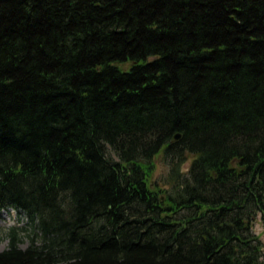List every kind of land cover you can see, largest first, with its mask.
<instances>
[{"label": "trees", "instance_id": "trees-1", "mask_svg": "<svg viewBox=\"0 0 264 264\" xmlns=\"http://www.w3.org/2000/svg\"><path fill=\"white\" fill-rule=\"evenodd\" d=\"M9 208L0 264H264V0H0Z\"/></svg>", "mask_w": 264, "mask_h": 264}, {"label": "rangeland", "instance_id": "rangeland-1", "mask_svg": "<svg viewBox=\"0 0 264 264\" xmlns=\"http://www.w3.org/2000/svg\"><path fill=\"white\" fill-rule=\"evenodd\" d=\"M166 173V167L158 160L157 170L153 176V179L159 178L160 175H164ZM7 212V215H0V251L5 249L8 245V237L6 235L8 229L12 227H17L19 233L21 235V247H25L28 238L25 237V233L29 230V224H27L26 217L21 212H17L14 209H7L3 210ZM26 229V230H23ZM252 231L258 235L263 249V256H264V223L262 222L260 213L257 214L255 217L253 224H252Z\"/></svg>", "mask_w": 264, "mask_h": 264}, {"label": "water", "instance_id": "water-1", "mask_svg": "<svg viewBox=\"0 0 264 264\" xmlns=\"http://www.w3.org/2000/svg\"><path fill=\"white\" fill-rule=\"evenodd\" d=\"M180 137V133H176L174 136H173V140L176 141L177 139H179Z\"/></svg>", "mask_w": 264, "mask_h": 264}, {"label": "bare ground", "instance_id": "bare-ground-1", "mask_svg": "<svg viewBox=\"0 0 264 264\" xmlns=\"http://www.w3.org/2000/svg\"><path fill=\"white\" fill-rule=\"evenodd\" d=\"M0 215H7V212L6 211H1Z\"/></svg>", "mask_w": 264, "mask_h": 264}]
</instances>
